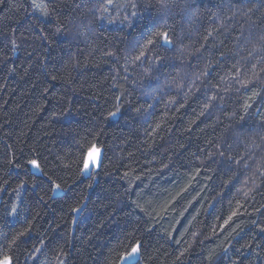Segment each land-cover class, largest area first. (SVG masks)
<instances>
[{"label": "trees", "instance_id": "1", "mask_svg": "<svg viewBox=\"0 0 264 264\" xmlns=\"http://www.w3.org/2000/svg\"><path fill=\"white\" fill-rule=\"evenodd\" d=\"M55 2L59 6L49 16L30 7V0H4L0 4V160L12 154L22 159L34 158L30 150L37 149L47 161L58 155L68 163L79 155L76 141L92 132L100 133L95 143L103 151L104 166L93 170L92 180L78 176L75 165L71 171L59 172L69 185L61 194H53L46 182L34 183L21 171L20 179L28 181L21 191V207L29 209L24 215L34 227L26 242L12 254L19 256L20 264H25L23 250L46 237L48 247L37 264H58L57 254L61 250L67 253L61 257L65 264H119L118 256L141 241L139 264H230L229 257L236 259L235 250L227 254L222 251L227 246L224 241L228 233L212 235V229L222 223L218 217H226L236 208L237 201L252 213L236 222L243 228L239 236L230 237L236 247L251 238L250 220L264 219L252 207L264 204V195H255L251 203L244 200V192L251 187L245 185L251 171L240 169L243 174L239 179L224 187L231 172L225 173L215 160L207 159V153L215 150L209 141L214 144L222 139L232 145L234 155L243 154L245 144L225 130L231 121L220 108L200 117L206 102L201 94L185 97L175 90H165L166 94L155 100L140 96V89L131 81L140 79L143 68L126 65L129 71L125 81L123 69L117 72L113 68L117 62L108 59L106 63L107 58L102 55L103 51L120 49L127 32L121 33L118 25H108L106 21L91 31L86 26L78 27L80 19L89 15L91 0ZM178 2L182 4L184 0ZM191 10L199 13L192 27L201 35L219 23L212 13L230 18L228 30L222 31L217 40L223 41L222 49L232 51L228 60L221 58L220 64L213 66L215 71L209 78L211 84L224 87L220 77L228 76L231 65L247 55L244 49L237 54L235 47L241 26L250 38L244 48L259 46L264 35V0H191ZM181 15L176 10L168 19L177 31L180 25L188 24ZM141 16L139 22L145 24L150 16H155V9L150 8ZM57 21L64 24L65 31H56ZM81 31L87 35L81 36ZM45 35L47 40L43 39ZM199 39L193 35V40ZM118 55L117 67L124 64V53ZM231 87L233 90L223 105V111L229 114L237 111L252 91L264 95L259 86L240 92L234 91L239 85ZM122 93L125 95L118 101L116 97ZM173 98L175 102L169 103ZM123 100L145 106L151 103L153 107L148 109L146 118L137 117ZM252 103L254 107L244 127L250 130L249 134H255L252 129L264 134L257 127V112L264 113V100L258 97ZM118 104L121 112L108 117ZM66 110H71L70 117L61 115ZM42 163L46 171L50 169L51 164ZM232 171L238 169L233 166ZM4 175L0 172V176ZM261 180L264 177L256 183L261 184ZM17 182L13 177L11 187L0 192V201L15 200L12 188ZM261 190L264 191V184ZM76 206H81L82 211L71 213L70 208ZM165 206L166 210L161 211ZM24 227L27 225L6 222L0 214V231L14 232ZM216 231L219 233V228ZM193 233L199 235L194 237ZM256 243L264 248V237L259 233ZM189 245V252L177 262L176 255ZM250 252H245L243 264H264V259ZM211 253L215 255L209 260Z\"/></svg>", "mask_w": 264, "mask_h": 264}, {"label": "snow or ice", "instance_id": "2", "mask_svg": "<svg viewBox=\"0 0 264 264\" xmlns=\"http://www.w3.org/2000/svg\"><path fill=\"white\" fill-rule=\"evenodd\" d=\"M2 3H4V0H0V4ZM91 4L92 6L88 10L89 15L80 19L78 27L86 26L87 30L91 31L94 28L101 27V21H106L108 25H118L121 33L127 32L122 37L123 46L120 49L102 52L103 57L107 58L105 62L107 63L108 59H114L118 64L120 59L118 52L124 53V64L119 67H117V64H113V68L117 72L121 68L123 69L125 73L123 79L125 81L128 80L127 73L129 71L126 65L142 67L143 74L140 79L131 81L134 86L140 89L138 93L140 96L155 100L157 96L166 94L165 90L169 92L175 90L177 95L183 94L185 97L195 96L196 94L204 95L206 102L203 104L199 114L200 117L206 114L211 115L213 109L220 108L222 114L231 121L230 124L225 126V130H230L233 137L244 143L245 150L243 154L234 155L232 145L227 139L218 140L214 144L209 141V144L215 150L207 153V159L215 160L225 173L231 172L230 178L224 181V187L232 185L234 181L239 179V176L243 174L242 171H239L240 169L251 171V175L245 181L246 186L251 185L248 191L244 192V200L247 203L254 201L255 195H264V191L261 190L264 180H261V184L256 183L257 179L264 177V134L256 133L255 129L251 130L255 134H249L250 130L244 127V122L247 120L250 110L254 107L252 101H255L258 97L264 100V95L261 91H252V95L245 102L239 104L237 111H232L230 114L223 111L226 96L233 90L231 86L239 85V87L234 88L235 92H240L241 89L248 90L250 86H259L264 90V83H262V80H264V35L260 37L259 46L253 44L250 48L245 49L244 46L250 43V38L241 26L239 35L235 37V47L237 54L240 49H244L247 51V55L231 65L228 76L220 77L221 82L225 85L221 87L220 83L211 84L209 78L212 76V72L215 71L213 66L219 65L221 58L228 60V53L232 51L227 48L222 49L223 41L217 40V36L222 31L228 30L226 25L230 19L229 17L221 18L216 13H212L219 23L211 30H205L201 35L198 30H194L192 27L195 23L194 17L199 13L191 10V0H184L182 4L178 0H150V2H146V0H91ZM58 6L55 0H30V7L39 10L45 16L54 15ZM253 7H256V5H253ZM150 8L155 9V16H150L147 23L141 24L139 22L142 19L141 13L148 11ZM176 10L182 14L181 19L187 18L188 20L187 26L180 25L179 31H177L175 24L168 23L169 17L174 16ZM251 11L252 9H248V12ZM57 23V32L66 30L63 23H59V21ZM79 34L85 36L87 32L81 31ZM193 35L199 36L200 39L193 40ZM43 39L47 40L48 37L45 35ZM253 60L256 63H252ZM55 78L53 77V79ZM162 78L163 83H161ZM185 89H187V92H185ZM209 91L213 93L211 96L207 95ZM124 95L125 93H122L116 99L120 101ZM174 102L175 98L169 101V103ZM122 103L127 104L129 110L137 117H145L148 109L153 107L151 103H147L146 106L144 104L136 105L131 100H123ZM185 103H187V100ZM183 106L182 104L181 107ZM121 110V105L118 104L115 111L108 113V117L117 116ZM61 115L70 117L71 110H66ZM257 115L260 116L257 127L264 132V113L257 112ZM192 123H195V121H192ZM159 127L160 124L157 123L156 129ZM99 135L100 133L94 135L89 132L86 137L76 141L79 155L75 160L68 163L64 162V157L58 155H54L52 161H47L46 157L39 156L37 149L30 150L34 154V158L22 159L16 154H12L0 160V172L5 173L4 176H0V192L7 191L11 187L13 177L18 181L15 188H12L15 200L0 201V214L8 223L27 225L20 231H0V264H20L19 256H14L12 253L26 242L34 227L28 223L24 215L29 209L21 207L24 203L21 200V191L26 189L28 181L20 179V172L25 171V175L29 176L34 183L36 181L46 182L53 194L65 192L69 188V185L58 173L71 171L74 165L78 176H86L87 179L92 180L93 170L98 171L104 166L103 151L95 143ZM88 137H92V139L89 140ZM257 140H259V143H257ZM42 161L51 164L49 170H45V163H42ZM233 166L238 171H232ZM199 171L200 169H197V172ZM37 173H39V176L36 175ZM125 176H127V173H125ZM92 186V183L88 184L89 188ZM166 207L161 211H165ZM252 207L254 213L264 216V204L259 207H255L253 204ZM81 211V206L70 208L71 213L79 214ZM245 215L251 216L252 213L247 211L244 204L237 201L236 208L226 217H218L222 220V223L212 229L213 236L228 233L224 241L227 246L222 247V251L227 254L231 249L235 250L236 259L229 257L230 264H243L242 258H246L245 252L250 250V254L256 258L264 259L261 256L264 248H260V245L256 243L257 233L264 237V219L250 220L252 225L250 229L251 238L240 243L239 247H236L230 239L233 234L239 236L243 232V228L236 222ZM75 222L76 219L73 217L72 223L75 224ZM217 228L220 230L219 233L216 231ZM229 229H231V232H229ZM198 235V233H193L194 237ZM176 243L179 245L180 241L177 240ZM47 247L48 239L45 237L40 238L31 248L23 250L25 264H28V262L37 264ZM142 247L143 243L137 241L131 247V251L118 256V259L123 264H139L138 257ZM190 248L191 245L180 251L176 255V261H181ZM255 249L260 250L256 251ZM66 255L67 253L63 250L57 254L58 264H65V260L61 257ZM213 255L215 253H211L208 259L211 260ZM250 264H252V261H250Z\"/></svg>", "mask_w": 264, "mask_h": 264}, {"label": "water", "instance_id": "3", "mask_svg": "<svg viewBox=\"0 0 264 264\" xmlns=\"http://www.w3.org/2000/svg\"><path fill=\"white\" fill-rule=\"evenodd\" d=\"M62 192H57V193H55V194H61ZM140 260V255H139V257H138V261ZM119 264H123V262L122 261H120V263Z\"/></svg>", "mask_w": 264, "mask_h": 264}]
</instances>
